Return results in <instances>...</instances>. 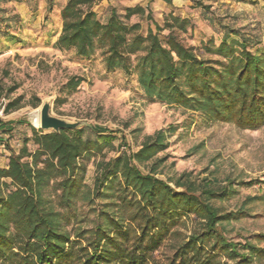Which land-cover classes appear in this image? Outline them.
Returning <instances> with one entry per match:
<instances>
[{
  "label": "trees",
  "instance_id": "trees-1",
  "mask_svg": "<svg viewBox=\"0 0 264 264\" xmlns=\"http://www.w3.org/2000/svg\"><path fill=\"white\" fill-rule=\"evenodd\" d=\"M105 1L109 12L102 22L94 11L100 0H67L59 11L55 49L85 60L100 51L107 72L136 75L144 95L163 105L243 129L264 126V53H252L247 41L225 34L217 46L212 40L200 43L202 55L216 58L205 60L181 37L192 28L187 19L165 14L160 26L140 5ZM134 18L150 22L155 32L148 27L142 35ZM164 31L163 42L158 33ZM82 82L70 78L67 91ZM17 109L15 99L4 113ZM9 125L0 123V154L6 158L0 166V264H147L146 252L190 216L198 228L170 264H221L219 257L234 264L264 260V249L224 237L221 225L244 214L223 213L211 204L224 199L226 188L198 186L185 174L174 181L157 178L166 160L158 156L169 147L167 131L146 136L136 152L106 160L103 150L115 148L103 132L90 140L81 136L83 128L59 133L31 128L14 149L2 138L11 134ZM98 156L89 188L87 165ZM255 239L264 242V235Z\"/></svg>",
  "mask_w": 264,
  "mask_h": 264
},
{
  "label": "rangeland",
  "instance_id": "rangeland-1",
  "mask_svg": "<svg viewBox=\"0 0 264 264\" xmlns=\"http://www.w3.org/2000/svg\"><path fill=\"white\" fill-rule=\"evenodd\" d=\"M66 1L0 3L4 11L0 15V123L10 124L8 129H12L11 134L3 135V140L17 149L31 128L38 129L34 121L45 102L50 103L52 116L85 125L81 132L83 139L96 140L100 132L111 136L115 152L104 149L106 160L117 152H136L146 136L167 131L169 147L158 156L166 160L158 168L157 178L174 181L185 174L198 186L209 182L216 191L226 188L228 193L224 199L211 204L223 213L243 211L244 214L221 225L224 237L234 244L250 242L264 249V242L255 239L264 235V126L243 129L233 122L213 121L199 112L150 100L140 89L136 75L107 72L100 51L87 60L77 58L73 51L59 52L54 45L61 31L59 11ZM119 2L126 4L132 0ZM134 2L141 3L160 26L165 11L176 10V16L192 25L191 30L181 35L182 39L195 47L205 60L216 58L202 55L200 43L212 40L217 46L225 34L229 39L247 41L252 53H264L263 0ZM106 5L105 0H100L94 7L102 22L109 12ZM132 23H140L142 35L148 27L155 32L154 26L144 19L134 18ZM158 36L164 42L167 32H160ZM72 77H79L83 82L69 93L66 84ZM15 99L19 109L5 114V106ZM100 159L98 156L87 165L85 184L89 188L94 184V162ZM5 161L0 154V166ZM127 215L131 216L129 212ZM89 217L94 219V215ZM197 226L193 216L177 225L175 234L166 235L154 249L146 252L147 264H170L177 248ZM241 253L247 252L241 250ZM218 260L221 264H234L224 257ZM256 264H264V260Z\"/></svg>",
  "mask_w": 264,
  "mask_h": 264
},
{
  "label": "water",
  "instance_id": "water-1",
  "mask_svg": "<svg viewBox=\"0 0 264 264\" xmlns=\"http://www.w3.org/2000/svg\"><path fill=\"white\" fill-rule=\"evenodd\" d=\"M38 122H39L38 129H40L43 132L59 133L60 131L63 130L73 131L85 126L79 122H75V123L67 122L65 120L52 116L49 102H45L41 106L38 115Z\"/></svg>",
  "mask_w": 264,
  "mask_h": 264
},
{
  "label": "crops",
  "instance_id": "crops-1",
  "mask_svg": "<svg viewBox=\"0 0 264 264\" xmlns=\"http://www.w3.org/2000/svg\"><path fill=\"white\" fill-rule=\"evenodd\" d=\"M134 1H136V0H132V2L130 3V2H128V3H121V2H119V0H115V2L116 3H118V4H123L122 6H125V7H134V6H136V5H140V6H142V4L141 3H135ZM183 1V0H182ZM185 2H186V0H184ZM176 10H174V9H172V8H170V9H168L167 11H165V14H170V13H172L173 15H176ZM5 166V164L4 165H2L1 167H4Z\"/></svg>",
  "mask_w": 264,
  "mask_h": 264
},
{
  "label": "bare ground",
  "instance_id": "bare-ground-1",
  "mask_svg": "<svg viewBox=\"0 0 264 264\" xmlns=\"http://www.w3.org/2000/svg\"><path fill=\"white\" fill-rule=\"evenodd\" d=\"M36 117H37V116H36ZM34 119H35V118H34ZM34 126H35L36 128L39 127L38 118L35 119V121H34Z\"/></svg>",
  "mask_w": 264,
  "mask_h": 264
}]
</instances>
